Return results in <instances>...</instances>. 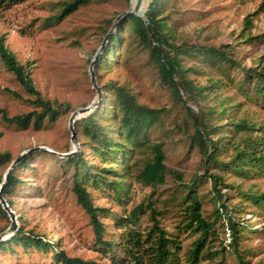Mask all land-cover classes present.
Masks as SVG:
<instances>
[{"label": "rangeland", "instance_id": "rangeland-1", "mask_svg": "<svg viewBox=\"0 0 264 264\" xmlns=\"http://www.w3.org/2000/svg\"><path fill=\"white\" fill-rule=\"evenodd\" d=\"M67 1L20 0L7 3L0 0V36L4 37V44L20 63L31 62V77L42 97L54 102L55 106L60 105L57 119L51 121L45 118L39 127L32 123L26 128L7 123L0 113V131L3 133L0 152L9 151L11 158L15 159L29 148L42 147L27 154V165L15 171L22 181L8 197L14 212L15 230L21 226L25 231H33L47 240L56 241L58 249L69 256L106 264H135L131 256L124 258L126 252L121 238L129 229H135L145 237L152 225L151 215L154 212L165 236L177 243L171 246L174 259L178 264H195L189 261V254L199 232L187 226L188 202H182L177 194L181 181H193L202 202L201 214L212 225L201 259L196 264H264V203L257 206L244 195L249 191L264 190V170L255 168L248 175L237 176L219 170L213 163L204 160L203 153L192 138L195 129L192 114L161 81L149 48L140 44L130 27L122 23L124 17L116 21L119 13L130 8V0H89L61 21L52 19ZM143 1L146 10L149 0ZM261 1L168 0L163 15L177 43L215 47L226 45L229 46L230 55L243 66L257 68L264 63V36L257 38V35L264 33V7ZM246 18L251 21L250 26L246 24ZM109 30L110 36L118 33L120 39L113 49L110 63L104 64L95 73L96 86L100 90L96 107L100 105V111L104 109L102 100L107 97V91H112L104 85L114 81L116 85L123 84L135 93L140 103L161 109L162 112L148 130V141L132 153L128 170L129 186L119 194V198L110 189L85 183L93 204L103 208L99 212V219L104 225L102 238L116 240L113 252L108 254L98 242L88 214L76 201L72 189L75 168L66 162L69 156L61 154L76 149L68 128L71 112L97 98L88 68L91 61L96 65L100 55L105 52L110 36L102 47L101 44ZM249 36L254 38L247 40ZM182 65L185 69L191 68L186 75L195 83H217L211 97L226 106V113L219 122L227 121L229 129H235L233 123L241 119L252 123L256 127L255 133L264 143L263 99L240 90L238 81L231 80L243 77L242 72L236 74L231 71L229 77L219 75L216 69L194 56H182ZM10 91H15L20 97ZM33 98L0 58V108L5 109L9 116L24 114L36 108L31 103ZM111 117L108 109L106 116L99 117V122L108 129L113 125ZM225 118L227 120H222ZM75 130L77 153L81 151L87 162L96 164L97 168L109 166L110 161L105 162L95 156L80 127ZM227 133L225 139L230 144L219 155L223 159L233 151L232 143H239L243 136L240 131ZM155 142L163 143L164 162L169 171L163 184L147 185L138 180L137 174L150 160L151 145ZM10 163L0 164V184ZM114 169L121 173L118 165L114 164ZM212 172L222 175L224 185L218 184V188L229 208L233 207L229 214L236 221H244L251 227L238 237V249L244 252L243 262L234 250L225 247L232 235L228 217L220 206L219 213H216L220 198L214 192L208 176ZM174 173L180 175L182 180ZM138 205L140 209L136 223L120 225V222L129 219ZM10 223V216L0 212V241L11 235L2 234ZM144 243L145 253H148L151 241ZM222 246L225 247L223 251ZM149 261L145 257L142 264H150ZM0 264L62 263L53 258L51 251L43 253L33 246L24 248L21 244H14L12 249H0Z\"/></svg>", "mask_w": 264, "mask_h": 264}, {"label": "trees", "instance_id": "trees-1", "mask_svg": "<svg viewBox=\"0 0 264 264\" xmlns=\"http://www.w3.org/2000/svg\"><path fill=\"white\" fill-rule=\"evenodd\" d=\"M7 3H16L20 0H5ZM89 0H69L64 3L61 11L52 17L56 21H61L65 16L77 10V8ZM168 0H149L147 9L143 16L127 15L123 18L122 23H126L130 27L131 32L138 39L139 43L149 48L150 54L156 63L158 75L161 81L166 84L173 97L184 104L185 108L192 114L195 125L193 141L199 146V150L203 153L204 160L213 163L224 172H231L235 175H248L254 170H264V143H261V137L255 133L254 124H248L243 119L233 123L235 129H229L226 125L227 121L219 122L226 113V106L222 101H217L211 97L215 92L216 82L212 81L208 85L195 83L187 77L186 72L191 69H185L182 65V56H194L211 66L219 72V75L229 77V73L233 71L236 74L242 72L243 77H235L232 81H238V88L244 92L254 94L256 98L261 97L264 103V63L259 67L247 68L240 61L233 58L230 53L229 46L215 47L211 45L190 44L187 42L177 43L168 25L166 16L163 15L164 7ZM264 7V0L261 1ZM251 21L246 18V24L250 26ZM120 28L118 29V33ZM114 33L109 38L107 48L97 60L94 67L95 73L108 64L113 56V49L120 39V35ZM264 36V33L257 35ZM254 37H248L252 40ZM0 58L6 68L11 71L17 81L22 85L24 90L34 98L31 103L36 107L24 114H16L9 116L5 109L0 108L2 119L10 124L26 128L31 123L35 127H39L45 118L51 121L57 119L60 114V105L55 106L54 102L44 99L41 92L35 87L31 77V62L25 64L20 63L15 55L4 44V37L0 36ZM105 88L107 97L102 100L104 109L100 111L99 106L85 113L78 118L75 123V129L80 127L81 133L88 138L89 147L93 150L96 157H100L103 161H110L107 167L97 168L96 164L88 163L79 151L75 155L66 158L68 164H72L75 168L73 179V191L76 196L77 203L85 210L90 218L94 234L98 242L102 244V248L107 253H112L116 244L115 239L106 240L102 238L104 225L99 219V212L103 208L93 204L92 196L87 190L85 183H90L96 188L111 190L117 198L119 194L124 193L128 186V177L130 175L129 161L132 153L143 146L148 141V130L153 122L159 117L161 109L148 107L140 103L135 93L128 89L125 85H116L114 81H108ZM111 88V89H109ZM14 96L20 97L15 91H10ZM108 100H111L108 103ZM197 107V110L193 108ZM69 107V105H67ZM110 109L113 125L106 129L99 122L100 116H106ZM222 120H227L222 119ZM217 121V122H214ZM236 131L242 132V138L239 143H232L233 151L228 158H220L222 151L228 148L226 137L227 132L234 134ZM264 131V130H263ZM262 132V131H261ZM3 133L0 131V137ZM117 136V137H114ZM152 156L149 161L145 162L143 167L137 174L138 180L147 185L163 184L168 169L165 165V152L162 142H155L151 145ZM9 151L0 152V164L3 162H11ZM114 164L121 169L119 173L114 169ZM27 158L22 159L15 169L12 170L2 188V194L6 198L7 204L11 206L9 196L13 194L15 188L21 184V179L16 175L15 171L18 167L26 166ZM256 168V169H255ZM217 172L208 173L211 184L217 197L220 198L216 213H219V206L228 217V227L230 228L231 241L225 247L235 251L239 260L243 262L244 252L238 249V237L245 230H251V227L244 221L238 222L232 218L229 211L233 207L228 206L226 200L222 198L218 184H223L222 175ZM174 175L182 180L180 175ZM111 176V178H109ZM178 189V197L181 201H187L189 210L187 216V226L192 230L199 232L198 238L194 241L189 254L191 263H198L202 256V251L209 238L211 231V223L201 214L202 202L195 190L196 184L193 181H181ZM230 186V185H225ZM255 205L260 206L264 203V190L261 192L249 191L244 193ZM238 205H235L237 207ZM140 205L136 207L129 219L120 222L124 225L127 222L136 223L137 213ZM0 212L7 215V212L0 205ZM153 214H155L153 212ZM151 215L152 225L150 230L142 237L137 230L129 229L122 236V247L127 255L135 260V264H142L145 257L149 258L150 264H178L174 259V251L171 246H176L174 239L165 236L164 229L159 224V219L155 215ZM151 241L150 251L145 253V243ZM14 244H21L24 248L31 246L37 250L53 252V258L60 260L62 264H106L91 259H83L79 256H69L63 250L58 249L56 241L47 240L44 236H39L33 231H25L22 227H18L9 238L0 241V249H12ZM222 246V251L225 248ZM212 256V255H211ZM123 257H121V262ZM211 258V257H210ZM214 264H220L219 262Z\"/></svg>", "mask_w": 264, "mask_h": 264}, {"label": "water", "instance_id": "water-1", "mask_svg": "<svg viewBox=\"0 0 264 264\" xmlns=\"http://www.w3.org/2000/svg\"><path fill=\"white\" fill-rule=\"evenodd\" d=\"M141 1L142 0H137V3L139 4ZM127 15H138V16H141L138 13V8L127 9V10H125V11H123V12L118 14V16L116 17V21L122 19L123 17H126ZM110 33H111L110 30L106 33V36H105L104 40L102 41L101 47L103 46V44L105 42V39L109 38ZM97 55H98V53H97ZM94 65H95V62L91 61L90 64H89L88 72H89V75H90V81L92 83V86L96 87L97 98L94 99L90 104L82 106V107H78V108H76L75 110H73L71 112V114L69 116V121H68V128L71 131V140L76 143V149L74 151H71V152L67 153V154H61V155H67V156L70 157V156L75 155L77 153L78 145H77V142H76V130H75L74 123H75V121L78 118L83 116L85 113L93 110L96 107L97 103H98V99H99V96H100V90L96 86ZM38 149H42V147L29 148L26 151H23L22 153H20L15 159H13L11 161L9 167H8V170H7L6 174L4 175L2 183L0 184V205L7 212V214L10 216V219H11V223H10L9 227L6 229V231L2 233L3 235L12 234V232H14L15 229H16V223H15V220H14V212L12 211L10 206L7 204L6 198L2 194V188L5 185L8 176L10 175L11 171L15 168V166H17L18 163L27 156V154L29 155V154H31L32 152H34V151H36ZM44 149H46V148H44ZM47 150H50V149H47ZM52 152H54V151H52ZM1 238H2V236H0V240H1Z\"/></svg>", "mask_w": 264, "mask_h": 264}, {"label": "bare ground", "instance_id": "bare-ground-1", "mask_svg": "<svg viewBox=\"0 0 264 264\" xmlns=\"http://www.w3.org/2000/svg\"><path fill=\"white\" fill-rule=\"evenodd\" d=\"M130 8L129 9H133V8H138V13L140 15H143L145 12L144 9V1L142 0L139 4L137 3V0H130Z\"/></svg>", "mask_w": 264, "mask_h": 264}]
</instances>
